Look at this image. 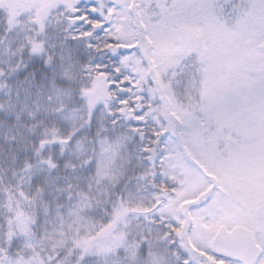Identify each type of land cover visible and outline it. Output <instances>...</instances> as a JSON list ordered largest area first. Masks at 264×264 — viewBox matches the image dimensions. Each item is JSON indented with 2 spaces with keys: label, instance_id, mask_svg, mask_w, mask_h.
<instances>
[{
  "label": "snow or ice",
  "instance_id": "obj_1",
  "mask_svg": "<svg viewBox=\"0 0 264 264\" xmlns=\"http://www.w3.org/2000/svg\"><path fill=\"white\" fill-rule=\"evenodd\" d=\"M0 264H264V0H0Z\"/></svg>",
  "mask_w": 264,
  "mask_h": 264
}]
</instances>
